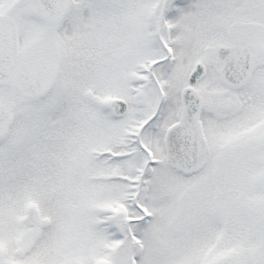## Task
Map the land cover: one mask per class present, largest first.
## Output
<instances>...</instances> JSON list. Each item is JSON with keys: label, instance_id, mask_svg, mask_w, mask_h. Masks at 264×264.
I'll use <instances>...</instances> for the list:
<instances>
[{"label": "snow or ice", "instance_id": "snow-or-ice-1", "mask_svg": "<svg viewBox=\"0 0 264 264\" xmlns=\"http://www.w3.org/2000/svg\"><path fill=\"white\" fill-rule=\"evenodd\" d=\"M0 264H264V0H0Z\"/></svg>", "mask_w": 264, "mask_h": 264}]
</instances>
